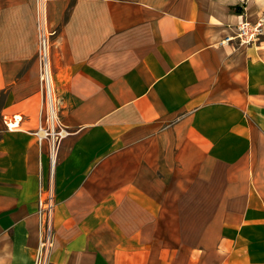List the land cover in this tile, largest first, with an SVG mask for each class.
<instances>
[{
    "label": "crops",
    "instance_id": "1",
    "mask_svg": "<svg viewBox=\"0 0 264 264\" xmlns=\"http://www.w3.org/2000/svg\"><path fill=\"white\" fill-rule=\"evenodd\" d=\"M33 1L0 0V264H34L50 175L48 264H264V37L219 45L264 0H46L53 169Z\"/></svg>",
    "mask_w": 264,
    "mask_h": 264
},
{
    "label": "built area",
    "instance_id": "2",
    "mask_svg": "<svg viewBox=\"0 0 264 264\" xmlns=\"http://www.w3.org/2000/svg\"><path fill=\"white\" fill-rule=\"evenodd\" d=\"M36 29H37V62H38V80L39 93L45 105V115L43 121L37 130L39 144L42 141L49 142L47 157L50 166L55 165L57 151L60 143L68 131L62 125L57 109L53 102V82L50 64V37L52 33L48 30L46 17V0H36L35 7ZM264 35V19L260 18L255 22L241 21L231 36L224 37L220 42V46L229 45L235 42L238 46H246L258 42ZM52 168V167H51ZM55 196L50 179L46 185L40 184L37 200V218L39 242L36 249L34 264H47L49 261L52 224L55 210ZM40 230V232H39Z\"/></svg>",
    "mask_w": 264,
    "mask_h": 264
},
{
    "label": "rangeland",
    "instance_id": "3",
    "mask_svg": "<svg viewBox=\"0 0 264 264\" xmlns=\"http://www.w3.org/2000/svg\"><path fill=\"white\" fill-rule=\"evenodd\" d=\"M35 7H36V0H34L33 1V13H34V20H35V28H36V17H35ZM235 8V7H234ZM234 8H233V10H234ZM241 11H242V9H241ZM3 13V19H0V23H1V26H7L10 22H11V16L9 15V14H5L4 12H2ZM238 14H242L241 12L240 13H238ZM240 18V20H238V22L236 23V25L233 27V29L231 30L232 31V33H234V31H235V29H236V26L241 22V21H244V20H246L247 22H255V21H257L258 19H260V18H263L264 19V16H261V17H259L257 20H255V21H252V20H250V19H247V18H245V17H243L242 18V16H239ZM27 19H28V17H26V19H21V21H23V22H26L27 21ZM48 30H49V28H48ZM49 32L50 33H52V35L54 34L52 31H50L49 30ZM36 37H37V29H36ZM52 37V36H51ZM50 37V60H51V42H52V38ZM226 37V36H225ZM264 37V35L260 38V40L262 39ZM255 43H257V42H255ZM252 44H254V43H252ZM252 44H250V45H252ZM246 46H248V45H246ZM37 65H38V62H37ZM51 72H52V68H51ZM39 80H38V90H39ZM53 102H54V105H55V108H56V96H55V91L53 92ZM57 109V108H56ZM58 114V113H57ZM44 115H45V105H44V102H43V99L41 98V106H40V111H39V117H40V121H43V119H44ZM5 119L7 118V117H4ZM4 119V120H5ZM17 119V118H16ZM15 121H17V120H15ZM14 121V122H15ZM16 123V122H15ZM43 124H45V122L43 121ZM39 126H40V123H39ZM66 129V128H65ZM67 130V129H66ZM68 135V134H67ZM67 135H65L64 136V138L67 136ZM45 143H46V149L48 150V143L49 142H46V141H44ZM39 145H42V143L41 144H39ZM60 148V147H59ZM58 154H59V150L57 151V157H58ZM56 161H57V158H56ZM54 196H55V194H54ZM55 204H56V200H55ZM39 232H40V230H39ZM38 242H39V233H38ZM38 246V245H37ZM53 247H54V216H53V224H52V239H51V248H50V250L52 251V249H53ZM51 251H50V253H48V255H49V257H50V255H51ZM36 255V254H35ZM49 259V258H48ZM35 260V259H34ZM48 263H49V261H48ZM47 263V264H48Z\"/></svg>",
    "mask_w": 264,
    "mask_h": 264
},
{
    "label": "bare ground",
    "instance_id": "4",
    "mask_svg": "<svg viewBox=\"0 0 264 264\" xmlns=\"http://www.w3.org/2000/svg\"><path fill=\"white\" fill-rule=\"evenodd\" d=\"M6 119H7V121H8V122H11V123H13V122H14V120H13V118H12V117H7ZM37 130H38V129H37ZM36 134H37V131H36ZM38 135H40V133H39V132H38ZM48 161H49V159H48ZM50 163H51V162H50ZM50 163H49V165H50ZM51 167H52V168H51ZM53 167H54V165H51V166H50V168H51V169H53Z\"/></svg>",
    "mask_w": 264,
    "mask_h": 264
},
{
    "label": "trees",
    "instance_id": "5",
    "mask_svg": "<svg viewBox=\"0 0 264 264\" xmlns=\"http://www.w3.org/2000/svg\"><path fill=\"white\" fill-rule=\"evenodd\" d=\"M234 11H235L236 13H240V12H241V9L238 8V7H235V8H234Z\"/></svg>",
    "mask_w": 264,
    "mask_h": 264
}]
</instances>
